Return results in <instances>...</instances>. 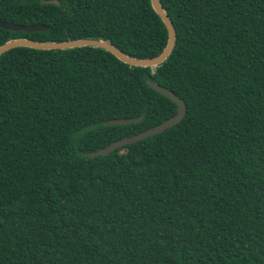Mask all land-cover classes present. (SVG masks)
<instances>
[{"label":"trees","instance_id":"trees-1","mask_svg":"<svg viewBox=\"0 0 264 264\" xmlns=\"http://www.w3.org/2000/svg\"><path fill=\"white\" fill-rule=\"evenodd\" d=\"M155 67L93 46L0 57V264H264V0H161ZM0 46L104 38L154 57L151 0H0ZM163 132L90 157L177 113ZM140 118L105 124L114 118Z\"/></svg>","mask_w":264,"mask_h":264},{"label":"water","instance_id":"water-1","mask_svg":"<svg viewBox=\"0 0 264 264\" xmlns=\"http://www.w3.org/2000/svg\"><path fill=\"white\" fill-rule=\"evenodd\" d=\"M53 1L58 3V0H53ZM151 4L154 10L157 12V14L161 17V19L165 23L168 30V41L165 48L160 54L154 57L131 56L128 53L121 50L118 46L113 44L110 40L104 38H77V39H68L62 41H50V40L39 41L29 37H17L6 41L4 44L0 46V57L5 52L13 48L22 47V46L36 48V49H43V50L71 49L76 47L93 46V47H100L111 52L121 61L131 66H142V67L158 66L159 64L166 61L173 52L177 40V31L173 20L168 14L166 8L162 5L161 0H151ZM0 26L14 31H20V30L39 31V30H45L47 28L44 25H21L13 21H4L1 18H0ZM148 84L158 92L174 100L178 105L177 113L174 116L166 119L162 123L154 127H150L145 131H142L134 135L124 136L121 139L113 141L112 143H110L105 147H102L95 151L88 152L87 153L88 156L95 157L98 155L110 153L118 147H122L124 145L144 139L148 136H152L159 132H163L167 128L179 123L184 118L187 108L184 100L179 95L175 94L168 87H164L160 85L158 82L152 81L151 79H148ZM139 119L140 118H134V117L114 118L106 121L105 124H127L130 122H137Z\"/></svg>","mask_w":264,"mask_h":264}]
</instances>
